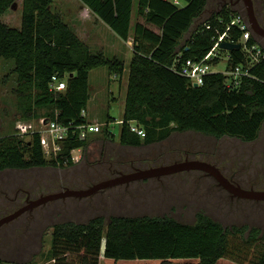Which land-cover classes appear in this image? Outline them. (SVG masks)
<instances>
[{
    "label": "trees",
    "instance_id": "1",
    "mask_svg": "<svg viewBox=\"0 0 264 264\" xmlns=\"http://www.w3.org/2000/svg\"><path fill=\"white\" fill-rule=\"evenodd\" d=\"M53 1L21 0V22L16 27L4 23L1 16L17 0H0V64L3 60L14 63L16 85L12 92L19 119L43 116L77 124L87 121L81 110L87 109L90 98L89 71L104 65L120 74L124 62L102 50L92 51L53 11ZM79 1L122 40L131 37L133 54L121 118V144L161 141L171 130L243 141L258 137L264 122V59L249 67L252 76H243L232 89L226 87L223 73L208 74L202 85L189 87L188 79L170 68L178 51L182 59L205 55L213 43L214 27L223 29L238 10L222 6L198 21L208 0H183L182 6L175 0ZM218 18L223 19L222 24ZM206 22L211 28L204 27ZM230 53L227 68L245 64L241 50ZM53 74L65 79V89H49ZM8 79L0 75V82ZM110 120H105L101 130L106 140L114 137L107 129ZM131 122L143 129L144 136L130 130ZM28 134L14 132L0 137V170L72 164V150H85L90 142L88 137L69 136L61 142L57 156L47 159L39 133ZM51 237L47 260L53 264H99L100 256L155 259L162 264L187 258L198 259L199 264H217L219 259L264 264V230L247 225L225 227L203 212L196 214L194 223L149 215H112L106 221L98 215L85 222H57ZM0 264L6 263L0 260Z\"/></svg>",
    "mask_w": 264,
    "mask_h": 264
},
{
    "label": "rangeland",
    "instance_id": "2",
    "mask_svg": "<svg viewBox=\"0 0 264 264\" xmlns=\"http://www.w3.org/2000/svg\"><path fill=\"white\" fill-rule=\"evenodd\" d=\"M222 1L209 0L198 21L205 20L224 6ZM255 2L257 7L264 4V0ZM177 3L181 6L185 4L183 0H177ZM231 8L243 12L240 7ZM11 9L1 16V20L9 26L19 27L21 0H17L16 7ZM52 9L67 23L75 25L76 31L92 51L102 50L106 55L116 56L124 62V70L120 74L111 72L107 66L102 65L92 68L88 75L90 98L87 102V119L97 121L103 130L105 120L110 117L107 129L114 137L103 139L101 130L91 134L88 138L94 139H90L85 150L75 149L72 152V164L0 170V217L14 211L21 204L25 190L37 197L67 187L85 188L118 170L128 172L133 167L148 168L185 159L211 162L224 175L232 176L243 187L264 189V122L258 137L252 141L228 136L215 138L193 130H171L161 141L138 146L121 144L119 133L128 66L133 54L131 38L128 39V44L114 36L105 24L93 21L88 15V9L84 10L79 0H54ZM85 20L86 23L83 22ZM188 35L189 32L185 33L184 38ZM258 39L264 47V39L260 36ZM218 52L220 59L213 67L223 71L225 56L230 51L218 48ZM13 66L14 63L10 60H3L0 64V75L9 77L7 81L0 82V137L16 132L15 125L19 119L16 116L17 98L12 92L16 85ZM40 118L43 116L28 121L33 129L39 128ZM28 136L29 134L24 135L26 139ZM45 157L52 158L47 153ZM16 190L18 197L22 198H16L19 199V204L14 203ZM198 212H203L225 227L247 225L264 230V199L230 197L229 192L218 185L217 180L206 171L190 169L118 183L86 196L68 195L37 205L31 212H23L1 226L0 233L6 231L10 235L9 240L0 244V258L11 264H28L30 261L32 264L45 263L51 247L52 226L57 222H85L98 215L104 216L106 221L112 215H149L170 216L194 223ZM18 247L21 251L16 250ZM11 250L13 255H9ZM100 259L99 264H162L155 259H109V263L103 261L105 258L101 256ZM165 264L199 263L198 259L187 258L172 259ZM217 264L236 263L219 259Z\"/></svg>",
    "mask_w": 264,
    "mask_h": 264
},
{
    "label": "built area",
    "instance_id": "3",
    "mask_svg": "<svg viewBox=\"0 0 264 264\" xmlns=\"http://www.w3.org/2000/svg\"><path fill=\"white\" fill-rule=\"evenodd\" d=\"M218 22L222 24L223 19L218 18ZM224 24L223 29H220L218 26L214 27L215 34L212 37L213 43L205 55L200 58L182 59L181 52L178 51L170 68L179 75L186 77L188 82L196 83L197 86L204 83L206 75L215 72L223 73L227 77L226 87L228 89L238 87L243 76H252L249 72V67L264 59V47L258 39V36L251 29L244 12L236 11L231 15L230 20ZM211 26L208 22L204 24V27L207 29L211 28ZM251 38L254 39V42L250 43L249 40ZM223 41L240 44L238 50H241L245 57L244 65L239 64L227 68L228 61L232 59L231 53H228L225 56L226 65L223 71H219L213 67L220 59L218 48H221L220 43ZM65 87V79L59 78L57 74H53L49 83V89L59 91L65 89ZM81 116L87 117L86 109L81 110ZM28 121L21 119L16 121L15 127L17 134L22 135L38 132L43 152L44 154H49L50 157L57 156L61 150V142L69 136H77L80 139H84L101 130V126L97 121H89L88 119L85 122L77 124L73 122L66 124L57 119L43 117L39 119L40 126L37 129H33ZM129 128L138 135L144 136L143 129L135 122H131Z\"/></svg>",
    "mask_w": 264,
    "mask_h": 264
},
{
    "label": "water",
    "instance_id": "4",
    "mask_svg": "<svg viewBox=\"0 0 264 264\" xmlns=\"http://www.w3.org/2000/svg\"><path fill=\"white\" fill-rule=\"evenodd\" d=\"M243 1L245 3L246 17L250 23L251 29L256 35L264 37V29L259 26L256 20L252 0H243ZM16 5L17 3H15L11 8H15ZM220 47L222 49L233 51V50H238L240 48V44L229 42V41H223L220 43ZM187 85L189 87H197L196 83L188 82ZM190 169H199V170L206 171L208 174H210L217 180L219 185H221L222 187H224L226 190H228L229 192H231L237 197L250 198V199H255V200L264 199V189L263 190H258V189H253V188L245 189L243 187H240L239 185L233 184L228 178H226V176L214 164L204 161V160L185 159V160L176 161L170 164L138 169L131 173L123 174L120 177H115V178L100 182L88 189L65 188L64 190H61L58 192L42 195L37 199L31 200L30 203L22 205L21 207L15 209L14 211L0 217V226L16 218L18 215L32 208L33 206L45 203L55 198L65 197L68 195L69 196H85V195L91 194L92 192L100 188H105L107 186H111V185L117 184L122 181L148 178L152 176H161L164 174H169V173L183 171V170H190Z\"/></svg>",
    "mask_w": 264,
    "mask_h": 264
},
{
    "label": "flooded vegetation",
    "instance_id": "5",
    "mask_svg": "<svg viewBox=\"0 0 264 264\" xmlns=\"http://www.w3.org/2000/svg\"><path fill=\"white\" fill-rule=\"evenodd\" d=\"M209 1V0H208ZM252 3H253V8H254V14H255V17H256V20H257V22H258V24H259V26L261 27V28H263L264 29V4H262L261 6H259V7H257V4H256V2H255V0H252ZM221 4H223L224 6H227V7H235V6H237V7H240V8H242L243 9V12H244V14L246 15V13H245V3H244V1L243 0H223L222 1V3ZM258 36V35H257ZM261 37V36H260ZM262 39H264V37H261ZM211 163V162H210ZM213 164V163H212ZM215 165V164H214ZM216 166V165H215ZM138 169H143V168H137V167H133L130 171H128V172H125V170H118V171H116L113 175H111V176H109V177H107V178H105V179H101V180H98V181H94V182H92L91 184H88L87 185V187H85V188H70V189H88V188H90V187H92V186H94L95 184H98V183H100V182H103V181H106V180H108V179H112V178H115V177H120V176H122L123 174H127V173H131V172H133V171H136V170H138ZM218 169H219V167H218ZM220 170V169H219ZM221 171V170H220ZM222 172V171H221ZM208 174V173H207ZM226 176V175H225ZM158 177V176H157ZM226 178H228L233 184H236V185H239L240 187H243L236 179H234L232 176H226ZM134 180H136V179H134ZM130 181H132V180H127V181H122V182H119V183H128V182H130ZM118 184V183H117ZM217 184L219 185V183L217 182ZM65 188V187H64ZM68 188V187H67ZM243 188H245V189H251V188H253V186H250V187H243ZM100 189H102V188H100ZM100 189H98V190H100ZM20 190H21V188H20ZM18 191H19V189H18ZM24 191V190H23ZM97 191V190H96ZM228 191V190H227ZM25 192V197L23 198V201H21V204H19V202H18V200L19 199H16V198H21V197H18V193H17V190H16V192H15V195H14V197L13 198H15L14 199V203H18L19 204V206H17V208H19V207H21L22 205H25V204H27V203H30L31 202V200H34V199H37V198H39L40 196H42V194H40L39 196H37V197H35V196H32L31 194H30V191L28 190H25L24 191ZM229 192V191H228ZM89 195V194H88ZM86 196V195H85ZM229 196L230 197H237V196H235L234 194H232L231 192H229ZM22 199V198H21ZM248 199H250V198H248ZM255 200V199H254ZM43 204V203H42ZM42 204H39V205H42ZM37 206V205H36ZM16 207V206H15ZM17 208H15V209H17ZM35 208V206H33L32 208H30V209H28V210H26V211H29V212H31V210H33ZM25 211V212H26ZM3 225V224H2ZM1 225V226H2ZM1 226H0V229H1ZM9 235H10V233L9 232H6V231H4L3 233H0V244L1 243H4L5 241H7V240H9ZM20 245V244H19ZM23 245H25V241H24V244ZM23 245H20V247L22 248V249H24V246ZM21 248H16V250L17 251H21ZM15 251V250H14ZM13 255L14 253L12 252V250L11 251H9V255Z\"/></svg>",
    "mask_w": 264,
    "mask_h": 264
},
{
    "label": "crops",
    "instance_id": "6",
    "mask_svg": "<svg viewBox=\"0 0 264 264\" xmlns=\"http://www.w3.org/2000/svg\"><path fill=\"white\" fill-rule=\"evenodd\" d=\"M85 8H87L86 6H83V9L84 10H87V9H85ZM9 10H12L11 8H9L4 14H6ZM20 12H21V10H20ZM87 12H88V15L90 16V18H92L93 19V21H95V22H101L102 24H104L102 21H100V20H98V19H96L95 18V16L92 14V13H90V11H89V9L87 10ZM3 14V15H4ZM2 15V16H3ZM80 18V17H79ZM82 20V19H81ZM84 23H86L87 21L85 20V21H83ZM70 26L72 27V29L76 32V34L79 36V38L81 39V40H83L84 42H86V40H84L79 34H78V32L76 31V28H75V25H73V24H70ZM107 26V25H106ZM112 32V34L114 35V36H116L117 38H120V37H118L116 34H114V32L113 31H111ZM114 38V37H113ZM131 38V37H130ZM121 39V38H120ZM124 41H127V43L128 44H130L129 43V41L128 40H124ZM87 43V42H86ZM89 45V44H88ZM88 139H94L93 137H90V138H88ZM31 258H32V256H31ZM101 258H105V257H103V256H101ZM109 259H111V258H105L103 261H105L106 263H109ZM0 260L2 261V262H5V263H10L11 264V262H6V261H3L1 258H0ZM50 262H53L52 260H45V263L44 262H42V264H48V263H50ZM102 261H101V259H100V263H101ZM33 262L32 261H30L28 264H32Z\"/></svg>",
    "mask_w": 264,
    "mask_h": 264
}]
</instances>
